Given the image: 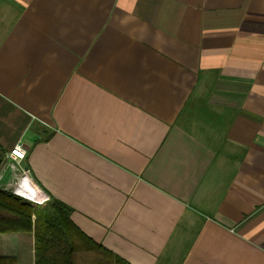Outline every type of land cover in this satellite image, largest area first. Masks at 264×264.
<instances>
[{"label": "crops", "instance_id": "1", "mask_svg": "<svg viewBox=\"0 0 264 264\" xmlns=\"http://www.w3.org/2000/svg\"><path fill=\"white\" fill-rule=\"evenodd\" d=\"M0 159V264H264V0H0Z\"/></svg>", "mask_w": 264, "mask_h": 264}, {"label": "trees", "instance_id": "2", "mask_svg": "<svg viewBox=\"0 0 264 264\" xmlns=\"http://www.w3.org/2000/svg\"><path fill=\"white\" fill-rule=\"evenodd\" d=\"M68 215V209L55 201L38 205L0 189V233L31 232L37 230L36 225L40 220L45 226L42 230L38 228L37 233L47 240L49 247L54 248L56 242L63 239L70 242ZM33 217L36 218L35 222ZM69 246L72 250L73 245L69 244Z\"/></svg>", "mask_w": 264, "mask_h": 264}, {"label": "built area", "instance_id": "3", "mask_svg": "<svg viewBox=\"0 0 264 264\" xmlns=\"http://www.w3.org/2000/svg\"><path fill=\"white\" fill-rule=\"evenodd\" d=\"M25 154H26V150L24 148V146L20 143L16 144L6 155H5V160L7 162H9L10 166L9 168L11 169L12 165L15 166H19V164L24 160L25 158ZM22 178H25L28 175V172L22 168H19ZM21 178V179H22ZM21 179L19 180V182L21 181ZM19 182L15 185V189H14V193L16 194V196L25 199L29 202L32 203H36V201L31 198V197H27L26 195L21 194L20 192H18V188H19ZM47 202L46 200L40 202V204H43Z\"/></svg>", "mask_w": 264, "mask_h": 264}, {"label": "bare ground", "instance_id": "4", "mask_svg": "<svg viewBox=\"0 0 264 264\" xmlns=\"http://www.w3.org/2000/svg\"><path fill=\"white\" fill-rule=\"evenodd\" d=\"M26 195H29V192L28 191L26 192ZM29 196H31V195H29ZM31 198H34V196H31Z\"/></svg>", "mask_w": 264, "mask_h": 264}, {"label": "rangeland", "instance_id": "5", "mask_svg": "<svg viewBox=\"0 0 264 264\" xmlns=\"http://www.w3.org/2000/svg\"><path fill=\"white\" fill-rule=\"evenodd\" d=\"M7 169H8V171H10V168L9 167Z\"/></svg>", "mask_w": 264, "mask_h": 264}, {"label": "water", "instance_id": "6", "mask_svg": "<svg viewBox=\"0 0 264 264\" xmlns=\"http://www.w3.org/2000/svg\"><path fill=\"white\" fill-rule=\"evenodd\" d=\"M1 162H2V161H1V159H0V164H1Z\"/></svg>", "mask_w": 264, "mask_h": 264}]
</instances>
